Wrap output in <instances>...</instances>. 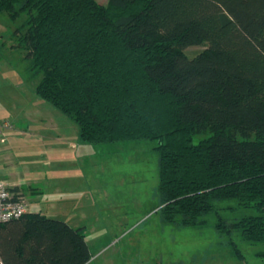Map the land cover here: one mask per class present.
<instances>
[{
    "label": "trees",
    "instance_id": "1",
    "mask_svg": "<svg viewBox=\"0 0 264 264\" xmlns=\"http://www.w3.org/2000/svg\"><path fill=\"white\" fill-rule=\"evenodd\" d=\"M1 12L21 19L35 92L80 141L156 142L163 223L202 227L214 213L237 256L236 242H264V0H0ZM90 257L84 226L39 212L0 222L3 264Z\"/></svg>",
    "mask_w": 264,
    "mask_h": 264
},
{
    "label": "rangeland",
    "instance_id": "2",
    "mask_svg": "<svg viewBox=\"0 0 264 264\" xmlns=\"http://www.w3.org/2000/svg\"><path fill=\"white\" fill-rule=\"evenodd\" d=\"M20 22L11 20L6 12L0 13V114H7L17 127L28 122L30 135L40 130L49 132L44 137V157L41 159L39 154L44 166L40 171L49 177L65 155L61 147L64 140L75 137L78 141V126L36 94L40 75L27 73L28 59L13 35ZM203 47L204 43L192 45L185 52L192 55ZM56 124L58 128L52 127ZM82 144V163L75 169L85 176L91 204H86L85 211H73V221L84 226L86 240L95 253L90 264H264V242H236L242 254L237 256L230 251L227 237L214 228V213L207 216L208 223L202 227H178L161 221L159 157L153 149L154 140ZM229 205L236 206V201L218 203L219 207ZM253 212L221 209L220 215L232 219ZM56 213L47 215L60 218V212Z\"/></svg>",
    "mask_w": 264,
    "mask_h": 264
},
{
    "label": "crops",
    "instance_id": "3",
    "mask_svg": "<svg viewBox=\"0 0 264 264\" xmlns=\"http://www.w3.org/2000/svg\"><path fill=\"white\" fill-rule=\"evenodd\" d=\"M0 120H9V117L1 113ZM9 121L11 127L2 128L0 132V178L7 182L11 191L27 198L30 204L29 212H39L45 215L47 212H57L56 214L60 212L58 215L60 219L72 226H81L80 223L73 221V211H85L86 204L89 206L91 201L85 191V176L81 175L83 173L78 174L79 171L75 167L82 163L80 149L82 143H88L80 141L79 138L77 141L75 137L65 139L64 146L63 143L61 145L65 155L60 158L59 168L55 167L54 172L49 174V177H45L40 171L44 166L40 163L39 154L42 159L44 157V137H48L49 132L44 133L40 130V133L37 131L40 135L35 133L30 135L28 131L31 126L28 122L17 127L14 122ZM57 126V124L52 125L58 128ZM60 127L65 128L63 124ZM73 129L75 134V128ZM49 186H51L50 190ZM79 188L82 190L76 191ZM93 254L95 255L91 251L90 260L86 264H90Z\"/></svg>",
    "mask_w": 264,
    "mask_h": 264
},
{
    "label": "built area",
    "instance_id": "4",
    "mask_svg": "<svg viewBox=\"0 0 264 264\" xmlns=\"http://www.w3.org/2000/svg\"><path fill=\"white\" fill-rule=\"evenodd\" d=\"M11 127L9 120H0V132L2 128ZM30 210V204L25 196L13 192L7 182L0 178V222L17 218ZM0 264L3 262L0 259Z\"/></svg>",
    "mask_w": 264,
    "mask_h": 264
}]
</instances>
